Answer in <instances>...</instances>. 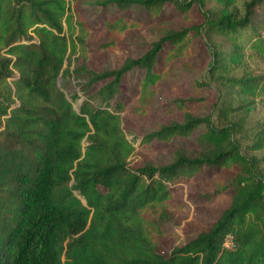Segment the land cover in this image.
Wrapping results in <instances>:
<instances>
[{
  "label": "trees",
  "instance_id": "obj_1",
  "mask_svg": "<svg viewBox=\"0 0 264 264\" xmlns=\"http://www.w3.org/2000/svg\"><path fill=\"white\" fill-rule=\"evenodd\" d=\"M237 1L215 0L221 9L217 18L204 12L200 25L168 32L140 57L94 73L77 64L87 58L89 34L73 8L77 0H0V264H264V175L257 166L264 156L259 161L242 153L234 140L236 126H215L210 115L163 126L142 137L137 147L151 140L170 143L204 126L199 143L213 153L182 154L160 167L132 168L136 147L122 128L124 106L109 103L122 78L136 69L143 75L137 80L134 111L144 114L155 96L153 88L169 77L170 64L187 57L192 40L201 34L224 38L231 48L213 54L209 75L231 85L241 107L264 103V76L222 77L246 59H264V22L253 21L264 0L245 2L240 15L228 12ZM166 4L185 18L193 4L202 6L201 0L97 3L102 8L138 6L149 18ZM140 26L122 17L104 21L115 39L100 49L117 51L118 41ZM161 52L163 66L155 70ZM73 75L83 81L78 85L84 99L77 109L78 94L66 98L58 87L59 79ZM100 82L104 84L87 98L88 89ZM174 104L186 111L183 102ZM230 112L222 109L219 115L228 120ZM263 149L259 133L247 150ZM205 167H237L229 183V206L207 231L164 257L156 251L155 239L164 237L161 225L171 214L170 187L192 181ZM225 189L216 183V193ZM228 236L231 249L223 246Z\"/></svg>",
  "mask_w": 264,
  "mask_h": 264
},
{
  "label": "rangeland",
  "instance_id": "obj_2",
  "mask_svg": "<svg viewBox=\"0 0 264 264\" xmlns=\"http://www.w3.org/2000/svg\"><path fill=\"white\" fill-rule=\"evenodd\" d=\"M101 1L106 0H77L73 6L89 28L86 39L87 58L84 61L78 59L77 64H82L87 71L94 73L118 69L126 60L140 57L152 43L168 32L200 25L204 21L202 15L204 12H208L213 18H217L221 12L215 0H201V8L193 4L188 10L187 18L171 4L164 5L157 17L149 18L144 8L138 6L124 9L114 6L102 8L97 5ZM247 1L249 0H238L235 8H229L228 12L240 15ZM118 17L139 22L140 29L130 31L119 40L117 51L100 49V45L115 39L103 27V22ZM253 21L255 24L259 21L264 22V4L255 8ZM230 51V45L224 38L205 37L202 34L195 37L189 55L174 60L170 64L169 77L158 82L153 88L155 96L144 114H136L134 111L138 105L136 85L138 78L143 75L142 71L133 69L122 78L116 96L109 103L113 106L118 101L124 106V113L121 114L122 128L127 139L136 147L129 161L132 168L144 165L160 167L171 163L182 154L190 158L210 156L213 151L203 149L199 143V137L205 131L204 126H198L189 137H175L170 143L151 140L144 144L145 146L137 147L142 137L163 126L181 124L188 118L206 115H210L215 126L234 124L237 128L234 140L241 146L242 153L246 157L261 161L264 149L249 151L247 146L255 140L257 134L264 135V103L241 107L242 103L237 98L236 90L231 85L212 78L208 72L214 53L223 55ZM163 62L164 52H161L157 57L155 70L161 69ZM72 65L74 67V64ZM243 74L264 76V59H246L240 68L222 77L237 79ZM79 83L83 81L76 80L74 75L72 78L58 81V87L66 98L78 94L79 99L73 103L75 109L84 99ZM103 84L104 82H100L92 85L88 89L87 98L93 97ZM175 100L183 102L186 111L179 110L174 104ZM93 102L95 103V100ZM228 108L231 112L229 119L225 120L219 113L222 109ZM257 166L264 175V163ZM237 172V167L232 169L205 167L192 181L180 182L170 187L171 214L161 225L164 237L155 239L156 251L160 255L167 257L173 248L194 239L212 226L221 212L229 206L233 195L229 183ZM217 182L226 186L221 193H216ZM61 259L64 260L63 256Z\"/></svg>",
  "mask_w": 264,
  "mask_h": 264
},
{
  "label": "built area",
  "instance_id": "obj_3",
  "mask_svg": "<svg viewBox=\"0 0 264 264\" xmlns=\"http://www.w3.org/2000/svg\"><path fill=\"white\" fill-rule=\"evenodd\" d=\"M223 246H224L226 249H231V248H233V241H232V238L228 236V237L226 238V240L224 241Z\"/></svg>",
  "mask_w": 264,
  "mask_h": 264
}]
</instances>
